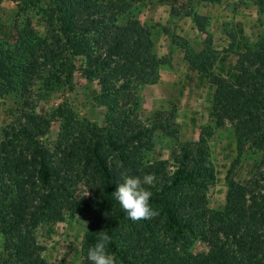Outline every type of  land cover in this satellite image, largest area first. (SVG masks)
I'll use <instances>...</instances> for the list:
<instances>
[{
  "label": "trees",
  "instance_id": "obj_1",
  "mask_svg": "<svg viewBox=\"0 0 264 264\" xmlns=\"http://www.w3.org/2000/svg\"><path fill=\"white\" fill-rule=\"evenodd\" d=\"M193 1L202 0H186L170 14L189 17L203 34L208 19L191 11ZM247 1L264 12V0ZM130 7L122 0H49L47 11L56 31L39 36L16 20L11 39L0 41V96L17 95L14 116L0 131L5 255L0 264H49L33 229L72 210L62 188L66 179L79 182L87 194L79 200L89 217L80 243L81 264H91L88 250L101 231L110 236L106 248L116 264H176L188 238L204 243L210 252L190 255L187 264H264V35L236 53L245 69L233 79L212 71L218 52L208 38L197 52L185 39L169 38L182 52V61L213 86L210 118L216 128L232 125L236 154L244 148L261 154L244 184L230 178L229 168L224 205L211 210L206 192L214 175L202 135L175 143L165 160L143 161L154 131L175 137L176 130L173 110L154 111L143 119L134 113L138 87L156 82L158 68L169 56L154 54L150 28L128 16ZM75 71L100 85L93 101L105 108L101 127L76 120L66 104L35 112L36 92L69 90ZM240 105L247 110L235 120ZM55 122L54 142L42 143ZM124 172L155 174L154 184L146 187L158 216L138 222L127 217L112 196Z\"/></svg>",
  "mask_w": 264,
  "mask_h": 264
},
{
  "label": "rangeland",
  "instance_id": "obj_2",
  "mask_svg": "<svg viewBox=\"0 0 264 264\" xmlns=\"http://www.w3.org/2000/svg\"><path fill=\"white\" fill-rule=\"evenodd\" d=\"M114 1L119 3V0ZM122 1L131 4L128 16L150 28L154 54L161 57L159 54L165 46L162 45L164 35L168 41L170 35L179 36L176 28L183 18L171 15L170 9L184 4L186 0ZM25 4L24 0H0V41L11 39L12 25L16 20L21 25H29L39 36H44L47 31L57 30L52 14L47 11L49 0H40L34 6ZM146 8L154 12L156 19L145 17ZM190 8L192 12L207 17L204 33L190 34V24L183 22L181 31L185 37H179L185 39L193 51H199L205 38H208L211 47L218 52L212 71L221 77L233 79L245 69L236 53L264 35V12L247 0L193 1ZM186 18L191 21L189 17ZM166 51L172 64L169 60L158 68L156 82L138 87V105L134 113L143 119L154 111L173 110L176 135L170 137L154 131L150 138L151 146L144 153L143 161L165 160L175 143L196 141L202 135L214 175L207 187V206L211 210H220L224 205L229 168H232L230 178L244 184L259 163L261 154L252 148H244L241 154H236L232 125L216 128L210 118L213 86L208 84L204 75L183 64L177 47L168 44ZM74 63L77 67L80 62L75 60ZM100 90L97 81L86 80L75 71L69 90L53 87L49 91L36 92L35 112L48 113L57 105L66 104L76 120H86L101 127L104 125L105 108L93 101ZM16 104V94L0 96V131L11 122ZM246 110L245 105H240L235 113V120L240 119ZM56 133L55 122L41 142L50 145L54 142ZM62 188L72 203V210L62 213L56 222L36 224L33 235L35 241L43 247L42 256L49 264H81L80 243L89 217L80 209L79 200L87 194L82 185L72 179L64 180ZM2 245L3 239L0 237V262L5 259ZM209 252L210 249L204 243L188 238L183 242L175 263L187 264L190 255Z\"/></svg>",
  "mask_w": 264,
  "mask_h": 264
},
{
  "label": "clouds",
  "instance_id": "obj_3",
  "mask_svg": "<svg viewBox=\"0 0 264 264\" xmlns=\"http://www.w3.org/2000/svg\"><path fill=\"white\" fill-rule=\"evenodd\" d=\"M122 183H117V188L112 196L118 201L127 217L133 221L152 219L159 215L150 204L152 192L146 186H152L156 181L155 174L129 175L127 172L121 174ZM100 235L94 246L90 247L87 259L91 264H116L114 254H109L106 245L110 236L106 231L98 232Z\"/></svg>",
  "mask_w": 264,
  "mask_h": 264
},
{
  "label": "crops",
  "instance_id": "obj_4",
  "mask_svg": "<svg viewBox=\"0 0 264 264\" xmlns=\"http://www.w3.org/2000/svg\"><path fill=\"white\" fill-rule=\"evenodd\" d=\"M145 17L146 18H148V19H151V20H154V19H156V17L153 15L154 14V12L153 11H151L149 8H146L145 9ZM168 14V13H167ZM183 18H181V20L179 21V25L177 26V34L179 35V36H181V37H185L184 35L185 34H183L184 32H182L181 31V28L183 27L182 26V24H183V22H185L186 24H190V26L188 27V31H190V34H193V32L195 33V34H197L198 35V31L196 30V28H194V25H193V23H192V21H190L188 18H186V17H184V16H182ZM154 18V19H153ZM182 26V27H181ZM164 37L165 38H167L165 35H164ZM162 39L163 40V42H162V45L164 44L165 46H164V50L159 54L161 57H164V56H166V54H168L167 53V47H168V44H170V40L168 41V39L166 40V39ZM195 52H197V51H195ZM178 54H180V56H181V61H182V52L180 51V49H179V51H178ZM170 60V59H169ZM183 62V61H182ZM170 64H172V60H170ZM183 64L184 65H187V64H185L184 62H183ZM188 66V65H187ZM195 71V70H194ZM218 75V74H217ZM198 139V138H197Z\"/></svg>",
  "mask_w": 264,
  "mask_h": 264
}]
</instances>
